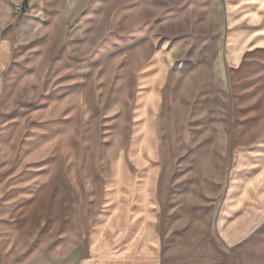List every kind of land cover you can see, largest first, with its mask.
<instances>
[{"label": "rangeland", "instance_id": "rangeland-1", "mask_svg": "<svg viewBox=\"0 0 264 264\" xmlns=\"http://www.w3.org/2000/svg\"><path fill=\"white\" fill-rule=\"evenodd\" d=\"M15 5L23 6L19 14ZM0 33L7 45L0 86L6 232L28 217L88 222L110 149L127 134L126 78L110 69V58L144 38L165 52L173 74L157 127L167 201L184 209L200 196L216 209L229 166L223 124L232 118L219 105L226 91L221 0H0ZM201 137L217 140L213 160L197 150ZM52 227L61 233L76 225Z\"/></svg>", "mask_w": 264, "mask_h": 264}, {"label": "crops", "instance_id": "crops-1", "mask_svg": "<svg viewBox=\"0 0 264 264\" xmlns=\"http://www.w3.org/2000/svg\"><path fill=\"white\" fill-rule=\"evenodd\" d=\"M221 7L219 105L232 118L223 124L229 166L216 209L200 196L184 209L167 201L157 127L172 69L150 39L134 40L124 57L110 58V69L126 78L127 134L110 149L91 217L21 218L20 228L8 225L15 233L0 224V264H264V0H221ZM6 48L0 33V86ZM216 141L197 139L202 159H214ZM55 224L77 232L56 233Z\"/></svg>", "mask_w": 264, "mask_h": 264}, {"label": "built area", "instance_id": "built-area-1", "mask_svg": "<svg viewBox=\"0 0 264 264\" xmlns=\"http://www.w3.org/2000/svg\"><path fill=\"white\" fill-rule=\"evenodd\" d=\"M23 10V6L21 5H15L14 6V11L19 14Z\"/></svg>", "mask_w": 264, "mask_h": 264}]
</instances>
